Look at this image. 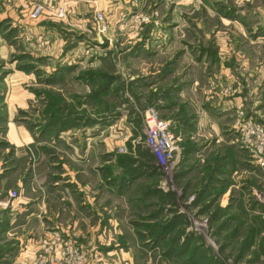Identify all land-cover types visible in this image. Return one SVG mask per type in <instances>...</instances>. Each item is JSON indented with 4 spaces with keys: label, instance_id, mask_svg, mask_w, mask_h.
<instances>
[{
    "label": "rangeland",
    "instance_id": "374dc122",
    "mask_svg": "<svg viewBox=\"0 0 264 264\" xmlns=\"http://www.w3.org/2000/svg\"><path fill=\"white\" fill-rule=\"evenodd\" d=\"M23 1L24 7L15 8L7 5L12 0H0V12L6 9L0 14V118L5 116L6 85L21 79L20 88L31 97L17 110L16 122L31 126L35 121L33 127L47 136L57 135L52 130L59 125L56 131L66 138L73 137L75 126L83 136L85 127L98 123L102 181L108 174L140 176L133 189L100 194L99 203L108 207L98 211L92 247L81 246L72 233L48 232L42 237L44 258L41 251L33 264H264V0H80L87 14L83 17H88L83 35L68 24L75 17L70 11L81 17L76 14L80 9L50 7L49 0ZM36 5L42 12L33 19ZM10 13H18L19 22ZM44 23L57 26L60 36H50ZM151 35L160 38L162 53H157L162 55H132V49L151 46L152 40L144 43ZM96 40L97 47L112 48L96 56L100 66L65 71L71 54L55 65L61 56L53 50L91 49ZM119 51L126 52L125 58ZM155 58L165 62L163 97L144 93L140 84L146 76L139 66ZM170 68L183 71L168 77ZM222 69L236 81L218 75ZM192 80L197 88L203 86L200 92H215L219 97L214 100L232 104V111H220L212 103L219 117L212 120L202 113V99L191 105L184 99L189 94L183 98L170 87L186 89ZM240 96L243 102L234 100ZM160 98L163 107L155 104ZM254 101L256 110H251ZM150 107L176 126L179 137L168 124L183 147L182 157L176 153L172 164L160 162V168L144 144ZM225 124L234 135L221 134ZM3 127L0 121V133ZM15 191L11 202L18 197ZM107 218L116 220L113 232L107 230L112 228L106 226ZM108 234L114 239H105Z\"/></svg>",
    "mask_w": 264,
    "mask_h": 264
},
{
    "label": "crops",
    "instance_id": "0c3cea01",
    "mask_svg": "<svg viewBox=\"0 0 264 264\" xmlns=\"http://www.w3.org/2000/svg\"><path fill=\"white\" fill-rule=\"evenodd\" d=\"M12 1L14 4H7L9 7L13 6L19 8L26 5L23 0H21V2L19 0L17 2L14 0ZM43 1L45 2L47 0ZM52 1H54V4H52ZM46 3L50 7H66L69 11L71 8L72 11H74V9H80L76 14H82L81 17L76 16L75 13L70 11V14H74L73 17H75L71 18L70 22L66 19L62 21V23L68 21L69 26L75 29V32H78L77 34L83 35L82 33H84L85 30L83 28V26H85L84 22L88 20V17H83L87 16L83 10L85 4H82L80 0H49V2ZM88 7H90V5ZM20 11H23V9L19 10V12ZM5 12L6 9L2 8L0 14ZM3 15L4 14L1 15V18H5ZM19 16L18 13H10L9 18L14 22H19L17 20L21 19ZM31 23L32 22L29 24ZM44 24H46V26L44 25L45 27L50 28L47 30L51 33L50 36H53L55 39L58 38L57 36L59 34L54 30L58 27L53 26L52 23ZM33 28L35 27H31V29ZM67 30L70 29L67 28ZM57 31L63 33L60 29ZM149 40L153 41L150 47L146 44L142 46V49H132L131 54L141 55L160 51V49H158L162 46L160 38L151 35L150 38L147 37L144 43H147ZM96 43L97 40L93 48H85V50L78 47H75L76 49L67 48V50H65L66 48H58L53 50L58 52L61 56V58L56 60L55 65L58 64L62 58H65L64 61H66L68 55L71 54V59L66 61L65 71L69 70L72 66L76 71L87 67L100 66L101 62L96 61V56L97 58L102 57V55L105 56V51L112 50V48L110 45H99V47H97ZM94 48L98 50V52H91ZM53 51H49V54L52 55L51 53ZM158 53L156 56L162 55ZM116 54L122 58L126 56L125 51H119ZM73 56L75 58H73ZM92 56H94L93 59L95 60L88 62V60H86L87 57L90 59ZM139 59H142L141 56H139ZM221 60L223 59L221 58ZM221 60H219L220 64ZM154 61L147 60L142 62L139 66L138 70L142 72L141 74L143 76H146L140 84L143 85L142 90L145 91L144 93L153 92L158 96H162L163 93L161 91L164 89H161L160 85L164 81H162L163 75L161 74V68L165 62L162 63L156 58ZM55 65H50V67L53 69L56 67ZM120 69L123 71L122 77L126 78L127 75L125 74L124 68L122 67ZM181 70L183 71V69ZM181 70L176 68L174 71L170 68L168 72L171 73L168 77H174L175 74L182 73L180 72ZM228 73H230L228 70L222 69L218 75L225 79L236 81L231 75L225 76ZM191 76L189 72L185 76L186 80L190 81ZM20 82H22L21 79H12L10 84L6 85L7 96L5 97L4 107L5 116L0 118V121L4 123L3 131L0 133V189L4 191L17 190L19 193L18 197L11 202L8 208L0 210V246L5 248V250L0 251V264H33L41 251L43 256L45 255L44 245H41L45 238L42 239V237H45V234H48V232L51 233L52 231L61 232L64 235L72 233L78 238L81 246L92 247L93 243H95L97 236L96 232L99 228L97 219L98 211L100 208L106 211V206L108 207V205H101L99 203L100 194L104 193V195H107L108 193L109 195L115 196V193H120L121 189H124L125 186L133 189L134 186H138L136 185V181L138 180L137 178L140 177H134L133 179H128L126 177L117 178L108 174V178L102 181V177L99 173V168L102 166L99 159L100 148L96 138L98 123L92 122L90 126L85 127L86 130L83 136L77 134L78 127L75 126L73 137L66 138L65 135L67 134H65V132L62 133L61 130L56 131L59 125L52 130V133L57 135L47 136L48 133H40L37 130V126L33 127L35 121H33L32 127L18 121L16 122L14 118L17 110L20 107H24L26 104L25 102L28 100L30 101L31 97L30 92H26L20 88V86H22ZM75 83L81 85V89L85 88L88 90L82 82L77 81ZM111 85L112 84H110V87ZM197 85L198 82L192 80V83L190 86H187L186 89L182 87V85L180 87L178 85H171L170 87L177 91L180 90V96L183 98L185 92L186 95L189 94L190 96L184 99L190 104H194L199 101V99H202V113H204L205 116L208 114L212 117V120H219V117H215L217 109L213 110L211 106L212 103L213 107H218L220 111L224 112L233 108L232 104L227 105L225 101L221 102L214 100L213 98L219 97L215 92H208V90L200 92L203 86L197 88ZM203 92L207 95L204 96ZM234 100L243 102L241 96L235 97ZM155 104L159 107L165 105L161 98L157 99ZM254 105L255 101L252 102L251 110L255 109ZM166 120L167 119H165V121ZM168 124L171 128L170 121ZM226 125L227 124H225L226 128L223 127V129H221V134H227V137L234 135L232 132H229L230 129L227 128ZM175 128L172 127L175 134L179 137L180 135L177 134ZM217 147L218 144L216 143L214 148ZM209 151H211V148ZM177 153L182 157V145L179 146ZM110 162L111 161L107 160V163ZM106 183H108V186ZM100 184L102 185L101 188ZM132 192L136 193L139 191ZM111 211L112 210H109L108 213ZM106 221L107 227L112 225V228H108L107 230L113 232L117 227L115 218H107ZM112 237H114L113 234H108L105 239H114ZM95 245H97V243Z\"/></svg>",
    "mask_w": 264,
    "mask_h": 264
},
{
    "label": "built area",
    "instance_id": "2783aa9c",
    "mask_svg": "<svg viewBox=\"0 0 264 264\" xmlns=\"http://www.w3.org/2000/svg\"><path fill=\"white\" fill-rule=\"evenodd\" d=\"M41 12L42 6L36 5L32 8L30 17L37 18ZM59 15H62V10L59 11ZM99 18L101 19L100 15ZM178 140V137L169 129L167 121L159 117L157 110L152 107L148 108L145 112L144 144L158 166L161 165L160 162L162 164H172L173 157L179 150ZM16 194L15 190L3 191L0 189V210L7 208ZM42 257L44 258V256Z\"/></svg>",
    "mask_w": 264,
    "mask_h": 264
},
{
    "label": "water",
    "instance_id": "95a60500",
    "mask_svg": "<svg viewBox=\"0 0 264 264\" xmlns=\"http://www.w3.org/2000/svg\"><path fill=\"white\" fill-rule=\"evenodd\" d=\"M103 43L108 44L109 40L105 36H101Z\"/></svg>",
    "mask_w": 264,
    "mask_h": 264
},
{
    "label": "trees",
    "instance_id": "16d2710c",
    "mask_svg": "<svg viewBox=\"0 0 264 264\" xmlns=\"http://www.w3.org/2000/svg\"><path fill=\"white\" fill-rule=\"evenodd\" d=\"M60 76H61V75H60ZM54 106H56V105H54ZM149 153H150V152L148 151V152H147V156H150ZM151 160L153 161V157H151ZM151 167L153 168V166H151Z\"/></svg>",
    "mask_w": 264,
    "mask_h": 264
}]
</instances>
